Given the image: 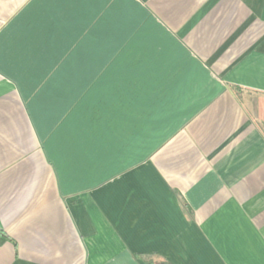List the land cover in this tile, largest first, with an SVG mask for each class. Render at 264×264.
Masks as SVG:
<instances>
[{"label": "crops", "instance_id": "1", "mask_svg": "<svg viewBox=\"0 0 264 264\" xmlns=\"http://www.w3.org/2000/svg\"><path fill=\"white\" fill-rule=\"evenodd\" d=\"M0 264H264V0H0Z\"/></svg>", "mask_w": 264, "mask_h": 264}, {"label": "trees", "instance_id": "2", "mask_svg": "<svg viewBox=\"0 0 264 264\" xmlns=\"http://www.w3.org/2000/svg\"><path fill=\"white\" fill-rule=\"evenodd\" d=\"M6 239H9V237L0 230V243L4 242ZM144 261L147 264H170L167 260L156 255L144 256Z\"/></svg>", "mask_w": 264, "mask_h": 264}]
</instances>
